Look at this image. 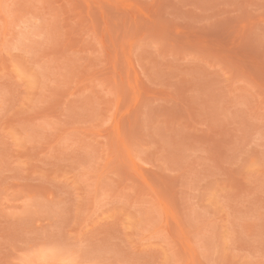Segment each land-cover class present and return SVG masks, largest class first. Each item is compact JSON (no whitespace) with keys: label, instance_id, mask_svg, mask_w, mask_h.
Listing matches in <instances>:
<instances>
[{"label":"rangeland","instance_id":"374dc122","mask_svg":"<svg viewBox=\"0 0 264 264\" xmlns=\"http://www.w3.org/2000/svg\"><path fill=\"white\" fill-rule=\"evenodd\" d=\"M0 264H264V0H0Z\"/></svg>","mask_w":264,"mask_h":264}]
</instances>
